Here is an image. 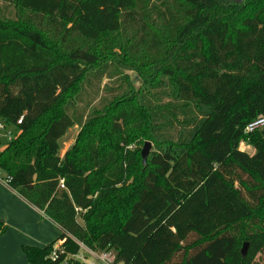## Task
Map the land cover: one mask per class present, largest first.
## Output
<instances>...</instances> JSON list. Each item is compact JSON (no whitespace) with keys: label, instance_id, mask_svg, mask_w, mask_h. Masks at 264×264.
<instances>
[{"label":"trees","instance_id":"1","mask_svg":"<svg viewBox=\"0 0 264 264\" xmlns=\"http://www.w3.org/2000/svg\"><path fill=\"white\" fill-rule=\"evenodd\" d=\"M260 117L264 0H0V171L61 230L26 264H264Z\"/></svg>","mask_w":264,"mask_h":264},{"label":"crops","instance_id":"2","mask_svg":"<svg viewBox=\"0 0 264 264\" xmlns=\"http://www.w3.org/2000/svg\"><path fill=\"white\" fill-rule=\"evenodd\" d=\"M71 141L69 146L74 140ZM5 179L0 175V220L5 226L0 233V264H26L24 247L50 244L59 238L61 230L41 210L6 186Z\"/></svg>","mask_w":264,"mask_h":264},{"label":"rangeland","instance_id":"3","mask_svg":"<svg viewBox=\"0 0 264 264\" xmlns=\"http://www.w3.org/2000/svg\"><path fill=\"white\" fill-rule=\"evenodd\" d=\"M133 74V73H132ZM133 82L134 85L137 86L136 81L139 80L137 77L133 76ZM108 81V79H104L103 82L101 83V87H100V93L98 95V97H96V99L94 100V103L98 102V98L100 96H105V91L103 90L104 85L106 84V82ZM97 89V88H96ZM90 93V91H89ZM0 124L3 126H5L4 128H0V151L7 145V143L18 134V127L15 124H6L5 121L0 118ZM80 131V128L78 126H74L73 128L70 129L69 132V140L67 141V143L65 144V148L64 150L69 146L68 144H70L69 142L72 140H74L76 138V136L78 135ZM71 141V142H72ZM142 142V143H141ZM146 142V141H145ZM145 142L141 141V139L138 140L137 143H134L130 146H128L127 148L129 149H134L137 148L140 151H142ZM241 149L244 151H247L249 154H253V152L255 151L252 147L247 146L246 144H242L241 145ZM1 177H5V173L4 172H0ZM261 257L258 255L256 257V260H260Z\"/></svg>","mask_w":264,"mask_h":264},{"label":"built area","instance_id":"4","mask_svg":"<svg viewBox=\"0 0 264 264\" xmlns=\"http://www.w3.org/2000/svg\"><path fill=\"white\" fill-rule=\"evenodd\" d=\"M21 120L18 121L20 123ZM3 126L0 125V128ZM264 127V118L260 117L253 122H251L246 127V132L251 133L257 129ZM7 182V180H5ZM81 250L75 255V257L82 262V264H124L121 262H117L116 252L114 250H106V251H95L83 243H80Z\"/></svg>","mask_w":264,"mask_h":264},{"label":"water","instance_id":"5","mask_svg":"<svg viewBox=\"0 0 264 264\" xmlns=\"http://www.w3.org/2000/svg\"><path fill=\"white\" fill-rule=\"evenodd\" d=\"M134 76H136V75L134 74ZM151 149H152V143L149 142V141L145 142L144 147H143V149L141 151L143 162L146 161L149 153L151 152ZM247 250H248V244L244 243V245L242 247V250H241V253H242L243 256H246Z\"/></svg>","mask_w":264,"mask_h":264}]
</instances>
